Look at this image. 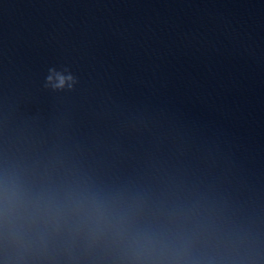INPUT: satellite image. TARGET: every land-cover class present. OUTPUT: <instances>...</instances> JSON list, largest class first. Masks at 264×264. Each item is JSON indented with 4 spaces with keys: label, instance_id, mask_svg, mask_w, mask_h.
I'll use <instances>...</instances> for the list:
<instances>
[{
    "label": "water",
    "instance_id": "water-1",
    "mask_svg": "<svg viewBox=\"0 0 264 264\" xmlns=\"http://www.w3.org/2000/svg\"><path fill=\"white\" fill-rule=\"evenodd\" d=\"M0 264H264V0H0Z\"/></svg>",
    "mask_w": 264,
    "mask_h": 264
},
{
    "label": "clouds",
    "instance_id": "clouds-1",
    "mask_svg": "<svg viewBox=\"0 0 264 264\" xmlns=\"http://www.w3.org/2000/svg\"><path fill=\"white\" fill-rule=\"evenodd\" d=\"M77 83L78 80L70 69L55 66L48 68L44 78V87L52 91H72ZM19 196L20 194L15 190H6V200L9 203L18 201ZM71 203L76 210L85 213L97 230L110 223L111 219H116L112 216L113 209L109 203L95 194H82L73 199ZM122 220L123 218L120 217L119 222L122 223ZM129 243L137 254L151 256L154 253L163 254L168 249L169 242L163 234L144 231L132 236Z\"/></svg>",
    "mask_w": 264,
    "mask_h": 264
}]
</instances>
